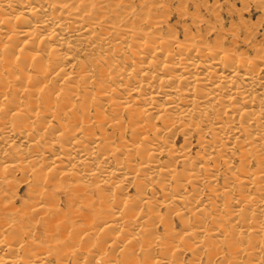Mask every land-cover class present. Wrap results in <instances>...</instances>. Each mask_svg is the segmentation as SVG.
Segmentation results:
<instances>
[{"label":"bare ground","instance_id":"obj_1","mask_svg":"<svg viewBox=\"0 0 264 264\" xmlns=\"http://www.w3.org/2000/svg\"><path fill=\"white\" fill-rule=\"evenodd\" d=\"M54 1L0 0V264H264V60Z\"/></svg>","mask_w":264,"mask_h":264},{"label":"rangeland","instance_id":"obj_2","mask_svg":"<svg viewBox=\"0 0 264 264\" xmlns=\"http://www.w3.org/2000/svg\"><path fill=\"white\" fill-rule=\"evenodd\" d=\"M72 1L55 0L53 4L54 6H57L62 9V11L64 10L67 15L72 17V14H75V10L73 8L75 6H80L85 3V1L83 0ZM114 1L115 0H89V2L95 5L96 9L102 7L100 9L108 10L110 8V10H113L115 16H117V18L121 20H126L130 17L128 20H135L136 22H134L136 25H138L136 26L138 29L147 28L152 24L161 27L164 26L166 22H169L172 24V27L170 26L171 28L168 36H172L174 33L177 32L188 33V35H191L192 40L195 39L193 41L191 40V43L195 46L213 44V40L215 39V42H217L221 47L225 48L226 50L249 55L251 56L253 61L264 60V0H120L119 2ZM146 15L148 18L146 17ZM152 37L157 38V35H154ZM191 138V143L189 145V155L192 158L199 157L198 155H202L204 150L199 148V146L197 145V138H195V136ZM181 144L182 138L180 137L176 145L180 146ZM177 169L179 170L180 167H177ZM206 172H204V169L202 168L198 169V174L200 175V177H202L203 175L204 178V174H206ZM217 179L218 183L220 182L218 186H221L223 184L222 175H218ZM198 183H200V188L202 191L200 200L205 201V199H208V193L210 189L209 183L206 179H202V181H198ZM124 186L125 185L122 184L123 188ZM207 186L209 189L207 188ZM188 189H190L189 186ZM24 191L25 187L23 186L19 190V196L23 200H25L23 198ZM18 202H20V200L17 201V204ZM175 208L179 209L180 211H177L176 214L174 213L172 215V221L170 224L174 232H179L182 229V223L179 222V216L177 215H181L180 218L182 220L186 219L187 217L188 220H192L193 214L192 212H190L191 214L186 211L185 213L184 211L182 212L179 206H177V204ZM160 210L161 212H164L166 208L160 207ZM162 230L163 227H157L158 233H161ZM225 250L223 251L224 254ZM244 257L243 260L245 259ZM215 260L216 264L230 263V259L228 257H225L224 260L226 261L222 260L224 262L228 261L227 263L222 262L220 255H218ZM184 262H186V257L184 258Z\"/></svg>","mask_w":264,"mask_h":264}]
</instances>
